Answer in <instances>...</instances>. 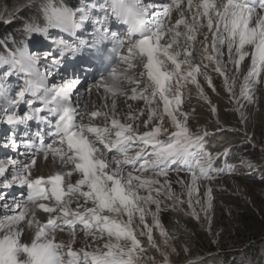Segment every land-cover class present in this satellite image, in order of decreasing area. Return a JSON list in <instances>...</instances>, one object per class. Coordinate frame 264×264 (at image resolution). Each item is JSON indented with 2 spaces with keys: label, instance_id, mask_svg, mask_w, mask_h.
I'll return each instance as SVG.
<instances>
[{
  "label": "snow or ice",
  "instance_id": "obj_1",
  "mask_svg": "<svg viewBox=\"0 0 264 264\" xmlns=\"http://www.w3.org/2000/svg\"><path fill=\"white\" fill-rule=\"evenodd\" d=\"M26 9L29 15H20ZM174 10L178 19L172 23ZM13 20H21V26L0 38V124L8 127L0 146L16 153L0 159V264H157L155 257L145 255L148 249L139 237H146L148 248L159 254V264H172L170 256L179 252L172 244L176 237L160 221L165 201H172L174 209L186 202L188 214L197 221L203 212L211 234L212 188L206 187L201 201L200 182L231 174L235 165L228 163L230 148L215 156L207 150V128L192 132L189 113L183 109L184 90L188 84L195 85L215 115L217 108L199 80L202 76L215 92L211 68L223 78L241 123L247 124L240 101L254 103L257 86L264 82V0H77L75 4L16 0L11 9L5 6L0 11V22ZM204 28L207 31L202 33ZM199 35L203 40L198 49ZM107 43L110 48L101 47ZM105 51V59L115 58L126 65L125 71L142 65L140 78L129 80L137 88L128 98L142 100L146 107L130 111L129 122H121L113 101L111 116L90 113L91 119L102 116L103 126L84 124L82 77L71 62L87 55L90 59L79 61L86 73ZM246 59L250 63L245 64ZM228 64L233 65L231 75ZM112 78L118 79L115 70ZM141 83L145 87L137 90ZM104 90L113 96L119 93L114 86L104 85ZM154 104H162V109ZM21 105L27 111L21 113ZM145 111L147 117L140 121ZM165 119L171 132L164 126ZM29 121L47 127L29 136ZM217 125V131H225L218 117ZM20 126L27 140L18 141ZM41 154L45 161L51 154L53 162L59 158L63 168H71L35 174ZM221 157L223 167L215 166ZM171 171L190 176V182L177 180L185 188L179 195L168 179ZM184 195L186 201L181 199ZM29 204L48 214L44 223ZM33 227L28 242L22 241L25 228L31 231ZM64 231L73 237L67 246L56 242V234ZM79 231L93 241L105 235L108 239L94 251L73 250L71 244ZM183 251H189L186 245Z\"/></svg>",
  "mask_w": 264,
  "mask_h": 264
},
{
  "label": "rangeland",
  "instance_id": "obj_2",
  "mask_svg": "<svg viewBox=\"0 0 264 264\" xmlns=\"http://www.w3.org/2000/svg\"><path fill=\"white\" fill-rule=\"evenodd\" d=\"M16 2V0H11L8 4L5 3L4 0H0V11H3L5 6H7L9 9H11V6ZM25 12H22L20 15L24 16ZM177 11H173L172 15L170 17V20L172 23L175 22L176 19H178V13ZM175 16H174V15ZM177 15V16H176ZM21 20H13L10 25L13 28H16V24L20 23ZM167 23V21H166ZM11 29V28H9ZM181 31H183V28L181 27ZM207 29H201V32H206ZM168 37H165L164 40H162V43L166 42ZM211 38L209 37V40ZM198 43L197 48H201V44L199 41L203 40V35H199L197 37ZM226 52V49H225ZM224 60L227 61V55L225 54ZM199 63V60L196 61ZM207 63V61H205ZM245 64L250 63L249 59H246ZM229 74L231 75L233 72V65L228 64L227 65ZM243 68V66H242ZM125 67L123 65H119L118 69H114L115 72H117L120 75V78L117 80L113 78H106L105 85L108 86H114L116 88L123 87L124 92L128 93V89L130 88V92L127 96L121 95H113L111 93H106L103 88L100 89L97 88V93L94 94V99L97 98L98 103L94 104L92 101L90 110H89V119L92 124L98 125L101 121H104V118L101 116L99 117L102 119L100 122H96V119L90 118V113L93 111H100L101 113L107 112L109 116L112 115V111L109 112L107 105V99L105 97L111 96L114 99H118L119 101L115 102L116 104V113H118V117L121 120V122H129L126 120L127 114L131 111L132 113H137L139 109H145V104L142 100H131L129 99V95H131V90L133 88H137L136 84L134 82H129V80L135 81L136 79L140 78L139 74L143 71L142 65L136 67L133 70L125 71ZM209 73L212 76V82L215 85L216 91L214 92L212 88H209L207 83L204 81L203 77H199L201 87L204 90L205 95L208 99L212 101V104L215 105L217 108V113L214 115L210 109L208 104L198 95L197 89L195 85L188 84L184 90V104L183 109L189 113V126L193 133H196L197 131H202L204 128L208 129H214V131L208 130V132H214L218 133L221 132L225 134L222 138H218L216 140H210L207 141L206 148L207 150L212 153L213 156H215L218 152H223V146L225 144H231V148L234 150L231 153L232 161L236 162L235 165V171L237 172V175L244 176V177H252L256 176V178L264 180V82H262L260 85L257 86V89L254 93V103L248 104L246 101L241 100L240 102L244 105L243 111L245 112L247 116V124L241 123L240 116L238 112L236 111L237 105L233 102H231L230 97L228 93L224 89L223 85V78L220 77L218 74H216L214 71L209 68ZM102 76V75H101ZM131 76V77H130ZM122 80V81H121ZM242 80V76L237 79L236 83V95L237 98H239V92H240V82ZM122 85V86H121ZM145 87L144 83H141L137 90H141ZM82 89V88H81ZM100 90H102L100 92ZM150 91V90H149ZM105 95V96H104ZM92 99V100H94ZM227 99V100H226ZM115 101V100H114ZM86 99L84 96L83 103L85 104ZM153 107H158L157 104H154ZM194 109V111H193ZM21 113L24 112V110L20 109ZM229 111H232L233 113H229ZM219 114H222V117H225L226 114L233 116V120L228 121L234 123L231 127H225L222 126L225 131H217L218 125H217V117L219 119ZM147 117V111H145V115L140 117V121H143ZM87 119V118H86ZM87 121V120H86ZM221 122V121H220ZM89 124V123H87ZM251 125L254 126L251 127ZM262 127L261 129V136L259 137L258 132L260 131L259 127ZM164 126L168 128L169 132L172 131L171 125L168 122L167 119H165ZM230 129V130H229ZM253 129H257L256 131ZM40 130V128H39ZM145 129L141 127L139 129L140 132H143ZM247 130V131H246ZM247 133V136L245 135ZM8 135V129L5 130L1 135L0 139L1 142H4V137ZM254 137L253 143L251 140L249 141L250 136ZM255 144V145H254ZM250 145V150H247V146ZM2 147V146H1ZM254 149H258L257 151H254ZM235 153V154H234ZM252 155L256 156L258 158V161L255 162L251 159ZM53 160V159H52ZM49 162V161H46ZM53 163V162H52ZM224 163V158L221 157L219 160L216 161L215 166L222 167V164ZM55 165L57 163L54 162ZM53 164V165H54ZM71 166V165H69ZM68 166V167H69ZM66 170V168H64ZM68 169V168H67ZM233 169V170H234ZM47 170V171H46ZM57 170V169H56ZM46 171V172H44ZM38 174H44L48 175L50 174V171H48V168H44L43 171H37ZM36 174V173H35ZM145 175H150V173H147ZM224 174H220L216 179L211 181H201V187H200V199L203 201L204 199V192L206 190L207 186H211L212 188V209L210 212V227H211V234H209L208 227H209V221L204 219V213L200 212L199 206H197V211L200 212L201 219L200 221H197L194 219L190 214V210L188 208L187 203L183 205V207H176L175 209L172 208V201H165L164 204H162V211L160 212V221L163 224L164 228L168 231L170 235L175 236L176 238L172 241V244L175 245L177 248V251L179 252V256L177 255H171L170 259L172 260V264H188L189 261L195 262V264H220L216 261H210L208 263H202L200 259V255H198V250H195L194 242L189 239V233L192 227H195L197 230L202 231L205 233L209 238H211L213 243H224L225 238L227 236L231 235L232 228H230V223L232 222L231 219L228 220L226 226H224L220 230L214 231L213 223H212V211L215 209V207L218 205L223 206L220 203V199L226 196H234L238 197L240 196L239 193H243V191L240 190V184H234L229 183L228 179L224 180ZM77 176L74 174L72 179L75 181ZM168 179L172 182V188L176 194H180L181 192L185 191V188H183L179 183H177V180H184L185 182H190V176L186 172H180L177 173L175 171L169 172ZM161 180H163V177H161ZM144 194V193H141ZM181 199L187 200V196L184 195L181 197ZM75 206V205H73ZM229 207V206H228ZM230 208V207H229ZM152 210H155V206H152ZM226 216H230V211L227 213ZM47 217V214L46 216ZM148 222L151 223V217H147ZM45 221L44 219L42 222ZM189 227V231H188ZM251 229L256 230L257 226L255 224H252ZM61 235V234H60ZM59 235V237H60ZM65 235V239H60L63 241V244L70 243L72 240V235L62 234ZM81 236L83 241L80 242L79 245L73 243V247L76 249L84 248L85 250L94 251L97 246L102 247L104 243L107 242V239H98L96 241H93L92 238H85L82 235L77 234L75 236L79 237ZM154 237L157 240L158 244L162 243V238L159 236V232L154 229ZM69 239V241H68ZM139 239L144 244L145 248L148 249L146 252V256H152L155 257L157 264H159V261L161 257L159 254L151 248H148L147 239L146 237H139ZM57 242H61V241ZM65 242V243H64ZM87 245H91L90 247H86ZM187 246L189 251L185 253L183 251V247ZM202 258V257H201ZM217 258L216 256H213L212 259ZM264 259V255L259 258V262L262 264Z\"/></svg>",
  "mask_w": 264,
  "mask_h": 264
},
{
  "label": "trees",
  "instance_id": "obj_3",
  "mask_svg": "<svg viewBox=\"0 0 264 264\" xmlns=\"http://www.w3.org/2000/svg\"><path fill=\"white\" fill-rule=\"evenodd\" d=\"M4 1L8 4L11 0ZM68 2L75 4L77 0H68ZM28 15L29 10L26 9L24 16L27 17ZM21 24L22 21L16 24V28H13L10 26L13 24L0 22V38L14 32ZM229 113L233 112L229 111ZM221 115L219 114L220 125L225 127L233 126L234 123L228 122L233 120V116L226 114L225 117H222ZM251 127L254 128L253 125ZM262 127L263 125L261 127L258 126L260 130L258 132L259 137L261 136ZM208 130L214 131V129ZM253 130L256 131L257 129ZM224 135L220 132L206 137V140H216L222 138ZM253 136H250V140L255 143ZM231 146V144H225L222 148H230V154L227 159L229 164L234 165L236 162L232 161L233 154L231 152L234 150ZM246 149L250 150V145ZM257 150L254 149V151ZM251 159L255 162L258 161L255 155H252ZM223 178L224 180L228 179L229 183L240 184V190L243 191V193H239L240 196L238 197L232 195L222 197L219 201L223 206L218 207L217 205L212 211L213 230L222 229L226 226L225 223L231 219V235L225 238L224 243H213L211 238L205 233L192 227L188 240L194 242L195 250H198L197 253L200 255L202 263L216 261L220 264H261L259 258L264 255V180H258L255 175L252 177L238 176L235 169L232 170L231 174H224ZM229 211L230 216H226ZM252 224L257 226L256 230L251 229ZM213 256L217 258L212 259ZM262 264H264V259Z\"/></svg>",
  "mask_w": 264,
  "mask_h": 264
},
{
  "label": "bare ground",
  "instance_id": "obj_4",
  "mask_svg": "<svg viewBox=\"0 0 264 264\" xmlns=\"http://www.w3.org/2000/svg\"><path fill=\"white\" fill-rule=\"evenodd\" d=\"M145 2H147V0H145ZM158 2H160V3H165V2H170V0H158ZM177 13V12H176ZM174 15V14H173ZM175 16V15H174ZM177 16V15H176ZM201 41V40H200ZM108 47H111V44L110 43H107L106 44ZM202 46V45H201ZM196 47H197V45H196ZM108 55V53H107V51H105L104 52V54L101 56L103 59H104V61H105V64H106V68H105V71H104V77L103 78H98L99 77V75H98V68H95L94 70H93V72H92V78L94 79V84H93V91H92V93H91V95H90V98H91V100L92 99H94V91H96V92H98L97 91V85H101L100 86V89H102L103 88V85H105V83H106V81H105V79L106 78H112V73H113V71H114V65L116 64V61H114V60H108V59H105V57ZM78 73L81 75V77H84V73L83 72H80V71H78ZM116 73V76L118 77V78H120V75L117 73V72H115ZM131 77V76H130ZM115 80H117V79H115ZM122 81V80H121ZM84 83H85V81L84 82H82V84H83V87H82V89H81V92L83 91V89H84ZM122 86V85H121ZM116 88V87H115ZM117 89H119V93L117 94V95H121L120 93H123L124 92V90H121V89H123V87H119L118 86V88ZM102 90H100V92H101ZM116 95V96H117ZM105 96V95H104ZM124 96H126V95H124ZM114 97V96H113ZM113 97H111V96H108L107 95V97H105L106 99H107V105H106V107L108 108V110H109V112L110 111H112V104H113V101L115 100V102H117V101H119L118 99H114ZM93 102H94V104H97L98 103V101H97V98L96 99H94V100H92ZM92 103V102H91ZM88 110H90V107L88 108ZM118 114V113H117ZM43 115V114H42ZM87 117H86V115H84V117H83V120H82V123H84V124H87V122H86V119ZM102 119H100V121H101ZM101 122H103V121H101ZM37 126H39V123H37L36 121H29V126H28V130H29V136H32V134H31V132L33 131V128L34 127H37ZM21 127V126H20ZM20 129V128H19ZM220 133V132H219ZM215 135V134H214ZM221 135V134H220ZM220 137V136H219ZM18 139V141L19 140H21L20 138H17ZM28 139V137H26L25 139H23V140H27ZM46 143H52V138H47L46 139ZM54 147H55V145H54ZM21 150H25L23 147H21ZM9 156H13V153H11V152H9L8 154H5V153H3V152H1L0 153V157L1 158H5V157H9ZM20 159H24L23 157H20ZM47 161H49V162H46L45 160H44V158H43V154H41L40 156H38L37 157V165H36V169H37V171H43L44 170V168H48V171H50V173H54V172H56V171H64L65 169L61 166V162L59 161V158H57L56 159V161H55V163H57V165H55L54 164V162H53V160H52V156H51V154H49V157H48V160ZM53 162V163H52ZM54 164V165H53ZM71 168V166H69L68 167V169H66V170H69ZM57 169V170H56ZM47 171V170H46ZM46 171H44V172H46ZM36 174H38L37 172H36ZM28 208L30 209V210H34L35 211V213H36V218L41 222V223H44L45 221H46V219H47V217H45L46 216V214L47 213H44L43 211H41V210H39V209H37L36 208V206L34 205L33 206V209L31 208V204H29L28 205ZM17 211H19V209L17 210ZM29 218H31V212L29 213ZM45 220V221H43L42 222V220ZM22 227H24V225L22 224L21 225ZM34 231H35V228L33 227V229L31 230V231H29L27 228H25V234L22 236V241H24V242H28V240H29V237L32 235V233H34ZM67 233H69L68 231H64V232H58L57 234H56V242L57 241H59L60 239H65L64 237H65V235H62V234H67ZM3 233H0V235H2ZM61 234V235H60ZM70 234V233H69ZM59 235H60V237H59ZM61 241V240H60ZM83 241V239H82V237L81 236H79V237H76V239H75V244H77V245H79L80 244V242H82ZM62 243H63V241H61ZM65 243V242H64ZM209 258V257H208Z\"/></svg>",
  "mask_w": 264,
  "mask_h": 264
}]
</instances>
